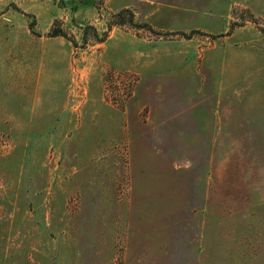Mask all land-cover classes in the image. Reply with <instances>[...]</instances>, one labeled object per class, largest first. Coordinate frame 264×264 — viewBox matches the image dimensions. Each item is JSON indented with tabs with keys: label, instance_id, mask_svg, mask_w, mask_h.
Listing matches in <instances>:
<instances>
[{
	"label": "rangeland",
	"instance_id": "rangeland-1",
	"mask_svg": "<svg viewBox=\"0 0 264 264\" xmlns=\"http://www.w3.org/2000/svg\"><path fill=\"white\" fill-rule=\"evenodd\" d=\"M0 264H264V0H0Z\"/></svg>",
	"mask_w": 264,
	"mask_h": 264
},
{
	"label": "trees",
	"instance_id": "trees-1",
	"mask_svg": "<svg viewBox=\"0 0 264 264\" xmlns=\"http://www.w3.org/2000/svg\"><path fill=\"white\" fill-rule=\"evenodd\" d=\"M52 36H53V37L62 36V37L68 38V37H67V34H66L65 32H63V31H60V30H58V31H53ZM96 41L101 42L100 39H99V37H98V35H97V37H96Z\"/></svg>",
	"mask_w": 264,
	"mask_h": 264
}]
</instances>
